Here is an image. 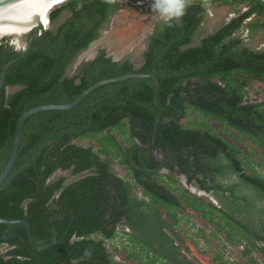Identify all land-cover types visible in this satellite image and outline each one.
Instances as JSON below:
<instances>
[{
  "label": "trees",
  "instance_id": "1",
  "mask_svg": "<svg viewBox=\"0 0 264 264\" xmlns=\"http://www.w3.org/2000/svg\"><path fill=\"white\" fill-rule=\"evenodd\" d=\"M253 1L199 43L194 39L208 7L187 1L179 22L168 27L156 21L139 67L101 49L71 76L68 68L124 3L67 0L50 11L37 48L9 68L0 92V174L18 119L29 108L73 102L96 82L129 72L158 70L160 89L156 101L153 78H129L99 87L78 108L41 111L26 120L18 159L0 189V217L28 220L38 245L60 242L37 249L23 223L5 239L8 224L0 223V247L8 246L0 264H129L106 244L120 235L135 249L138 264H195L176 231L186 207L239 226L247 252L249 244L264 240V174H249L241 148L211 126L216 120L230 136L241 133L264 151V104L245 100L251 79L264 82V49L236 34L252 14H264V2ZM65 11L70 15L59 23ZM262 25L258 19L252 27ZM9 41L0 44V73L21 52ZM191 114L197 118L183 122ZM69 169L78 178L53 179ZM177 173L212 191L220 206L172 184L179 182Z\"/></svg>",
  "mask_w": 264,
  "mask_h": 264
},
{
  "label": "rangeland",
  "instance_id": "2",
  "mask_svg": "<svg viewBox=\"0 0 264 264\" xmlns=\"http://www.w3.org/2000/svg\"><path fill=\"white\" fill-rule=\"evenodd\" d=\"M120 1L124 3V7L113 14L112 19L103 27L100 37L89 48L80 52L74 63L68 68L67 74L70 76L75 74L83 62L94 59L101 49L106 50L107 54L115 60L123 61L129 59L136 67L143 63V53L148 47L149 36L160 17L151 8L152 0ZM187 1L198 2L199 0ZM201 1L208 7V13L195 35L194 43H199L204 36L213 33L218 27L238 16L239 13L247 11L254 2L253 0H229L228 3H224L223 0ZM261 1L264 2V0ZM69 15L70 12L65 11L59 23L65 21ZM258 19H260V22H264V14H252L244 21L242 28L236 34L241 35L248 46L259 50L264 49V25L259 26L257 29L252 27V24L256 23ZM6 38L11 41L10 37ZM15 89L10 88L9 91H14ZM247 90L248 94L245 100L264 104L263 81L257 78L251 79L247 85ZM196 118L195 115L191 114L183 122L186 123L189 119L195 120ZM211 126L227 140L241 148V151L246 155L244 157L246 161L245 169L249 174L254 173L253 169L264 174V151L261 147L241 133H236V137L230 136L221 128L220 122L216 120L211 122ZM229 130L230 132H235L233 128ZM83 144L88 145L90 141H83ZM117 168L122 174L125 172L124 167L117 165ZM162 172L166 175L170 173L168 169H163ZM60 176L67 177L68 182L78 178V176L72 174L71 169L59 170L55 173L53 179ZM175 178L179 182L178 184L172 182V184L179 186L181 189L189 188L191 194L203 198L206 202H214L220 206L212 191H204L196 183H187L185 174L177 173ZM138 192L142 195L141 188H139ZM175 194H177L176 191ZM179 213L183 218L178 223L176 231L183 240L182 251L195 264H264V250L262 249L264 248V240L257 239V245L249 244L250 252H247L244 249V243L248 242V240L243 239L244 242L242 243V229L239 226L228 225L227 222L229 220L226 218L214 217L212 221L200 212L187 207L185 211L180 210ZM231 229L233 230V236L228 234ZM256 230H260V228H256ZM118 231L124 233L125 229L120 226ZM106 244L110 246V251L115 254L117 259L129 264H138L140 262L136 260L137 253L134 252L135 249L125 236L120 235ZM117 247L118 249H116ZM7 248V245L0 247V253ZM130 254L132 259L128 258ZM143 264H150V260L145 261Z\"/></svg>",
  "mask_w": 264,
  "mask_h": 264
},
{
  "label": "water",
  "instance_id": "3",
  "mask_svg": "<svg viewBox=\"0 0 264 264\" xmlns=\"http://www.w3.org/2000/svg\"><path fill=\"white\" fill-rule=\"evenodd\" d=\"M8 1H10V0H0V4L3 3V2L8 3ZM52 3H53L52 5L46 7L45 15H48V22H50V18H49V13L50 12H48V11H49V9L51 7H53V5H55L56 1H52ZM63 3L64 2L59 3V4L55 5V6H59V5L63 4ZM46 30H47V28H46V26H45V24L43 22V17L38 15V16H36V20L31 25V27H29V29H27V30H24L21 34H19L18 32H8V33L2 34L0 36V44L2 43V41L6 37H10L11 38L10 44H12L16 50H20L21 51L20 54L17 57L9 60L2 67V70H1V73H0V92L5 87L7 73H8L9 68L14 63H16L17 61L22 59L23 57H26V56L30 55L37 48V41L44 35ZM157 72H158V70H155L152 73L129 72V73L122 74L120 76L106 78V79H103V80H100V81L96 82L92 86H90L87 89H85L80 94V96H78L76 98V100H74L73 102L40 104V105L34 106V107L29 108L28 110L24 111L22 113V115L20 116V118L18 119V122H17L14 146H13L10 158H9V160L7 162L6 167L4 168V170L0 174V189L1 188H5L7 186V185H3V183L5 182L7 177L9 176L10 172L12 171V169H13V167H14L17 159H18V154H19V150H20V146H21V142H22L24 124H25L26 120L30 116H32L33 114H36L38 112L46 111V110H71V109L78 108L84 102V100L94 90L98 89L99 87H101L103 85H106L108 83L120 82V81H124L126 79L134 78V77H141V78L149 77V78H153L155 80V83H156L155 100L157 101V93H158V91L160 89V83H159V80L157 78ZM0 223L8 224V227L6 228V230L4 232V238L5 239L9 238L8 232L12 230V228H13V226L15 224L23 223L28 228L30 239H31L33 245L37 249H40V250L41 249H46V248L50 247L51 245H54V244H57V243L60 242V240H56V241H54V242H52L51 244H48V245H44V246L38 245L36 243L34 237H33V234H32V231H31V227H30V223L26 219L17 220V219H6V218H1L0 217Z\"/></svg>",
  "mask_w": 264,
  "mask_h": 264
},
{
  "label": "bare ground",
  "instance_id": "4",
  "mask_svg": "<svg viewBox=\"0 0 264 264\" xmlns=\"http://www.w3.org/2000/svg\"><path fill=\"white\" fill-rule=\"evenodd\" d=\"M65 2L66 0H10L8 3L0 4V36L8 32H18L21 34L29 29L35 22L36 16L43 17V22L47 26L48 15H45L46 7ZM53 7L49 9L50 12Z\"/></svg>",
  "mask_w": 264,
  "mask_h": 264
},
{
  "label": "clouds",
  "instance_id": "5",
  "mask_svg": "<svg viewBox=\"0 0 264 264\" xmlns=\"http://www.w3.org/2000/svg\"><path fill=\"white\" fill-rule=\"evenodd\" d=\"M187 0H152L151 8L155 11L165 26L171 27L172 22H179L185 15Z\"/></svg>",
  "mask_w": 264,
  "mask_h": 264
},
{
  "label": "flooded vegetation",
  "instance_id": "6",
  "mask_svg": "<svg viewBox=\"0 0 264 264\" xmlns=\"http://www.w3.org/2000/svg\"><path fill=\"white\" fill-rule=\"evenodd\" d=\"M161 155V154H160ZM160 157H162V155L160 156ZM114 168H115V170H119L118 168H117V166H114ZM120 171V170H119ZM182 175H184V174H182ZM187 181H188V177H187ZM193 183H194V181H192ZM188 183V182H187ZM196 186V185H195ZM200 188V187H199ZM244 249L246 250V248H245V246H244Z\"/></svg>",
  "mask_w": 264,
  "mask_h": 264
}]
</instances>
